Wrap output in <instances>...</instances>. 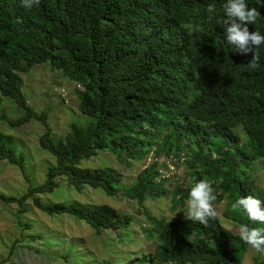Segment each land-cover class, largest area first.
Masks as SVG:
<instances>
[{"label": "trees", "instance_id": "1", "mask_svg": "<svg viewBox=\"0 0 264 264\" xmlns=\"http://www.w3.org/2000/svg\"><path fill=\"white\" fill-rule=\"evenodd\" d=\"M225 2L39 0L27 10L20 0H0V96L22 112L14 126L31 120L45 126L38 143L55 159L41 186L18 200L0 194V201L22 206L34 194L53 192L62 178L77 192L88 186L108 197L121 193L142 207L168 194V179L160 173L164 164L159 166L158 159L177 162L190 145L201 163L200 171L190 172L192 185L210 181L222 191L214 203L227 202V219L237 226L264 228L242 209L231 208L240 196L264 201L250 173L254 161L264 160V44L258 50L259 66H247L252 53L240 54L225 41ZM213 3L216 12L210 20L206 8ZM246 3L261 15L255 25H248L249 31L264 35V0ZM18 18L23 23H16ZM38 65L59 71L73 83L79 111L91 119L85 126L72 123L64 139L51 136L46 113L36 114L21 91L19 74ZM161 132L168 133L162 148L151 152V141ZM18 149L11 137L0 135V161L23 169ZM98 152H109L127 166L150 154L151 162L133 184L121 186L112 170L80 167ZM192 185L176 186L172 202L183 205ZM33 202L49 216L69 215L98 233L119 235L130 222L108 205ZM143 215L151 227L141 222V231L155 236V242L141 263L241 264L249 249L217 218L205 227L185 218ZM255 264H264V254L257 252Z\"/></svg>", "mask_w": 264, "mask_h": 264}, {"label": "rangeland", "instance_id": "2", "mask_svg": "<svg viewBox=\"0 0 264 264\" xmlns=\"http://www.w3.org/2000/svg\"><path fill=\"white\" fill-rule=\"evenodd\" d=\"M19 76L27 105L36 114L46 113L45 122L52 137L64 139L72 123L85 126L87 121H91L79 111L73 83L66 80L59 71L47 65H38ZM21 115V110L17 109L12 100L0 96V135L11 137L19 148L18 153L24 156L23 169L0 161V194L17 200L27 196L32 188L41 186L45 181L46 170L55 164L54 157L43 151L38 143L45 132V126L38 120L14 126L13 123ZM236 131L240 144H243L244 136L240 129ZM167 134L161 132L159 138L152 139L151 152L161 150ZM184 152L185 156L177 162L158 159L159 166L165 165L163 169L160 168V173L161 177L168 179L164 184L168 194L156 200L149 199L142 207L130 204L121 193L108 197L100 189L88 186L77 192L62 178L57 179L59 185L53 192L34 194L25 199L22 206L18 202L0 201V264H148L141 263L140 259L144 254L152 253L155 236L141 231L142 224L151 227L144 212L165 220L185 218L183 211L186 201L183 205L172 202L173 189L176 186L185 189L192 185L191 170H201V163L194 159V147L189 145ZM150 162L151 154L127 166L109 152H98L96 156L83 160L80 167L112 170L120 185L128 187ZM250 173L256 188L264 196V160L254 161ZM214 194L220 198L222 191L214 188ZM35 198L44 205H108L130 222L119 235L113 231L98 233L85 222L69 215L49 216L43 213L35 207ZM213 206L220 224L238 234L239 226L225 216V199ZM256 256L257 252L249 246L241 264H255Z\"/></svg>", "mask_w": 264, "mask_h": 264}, {"label": "clouds", "instance_id": "3", "mask_svg": "<svg viewBox=\"0 0 264 264\" xmlns=\"http://www.w3.org/2000/svg\"><path fill=\"white\" fill-rule=\"evenodd\" d=\"M37 3L39 0H20V6L27 10H31ZM258 3L262 4V0H258ZM222 8L226 17L222 25L225 29L226 43L240 54L252 53V59L247 66L258 67L260 61L258 50L264 44V35L257 30L250 32L248 25H255L261 16L260 13L256 8H250L246 0H226ZM206 11L211 20L216 12V5L214 3L207 5ZM16 23L20 24L23 21L18 18ZM216 198L210 181L205 179L194 181L185 202L186 208L183 211L185 219L207 227L209 220L216 219L218 215L213 206ZM231 208L233 211L242 209L250 220L264 224V201L253 195L240 196L231 204ZM237 231L241 241L256 252L264 254V228L240 225Z\"/></svg>", "mask_w": 264, "mask_h": 264}]
</instances>
